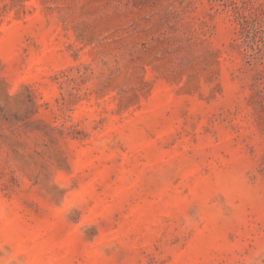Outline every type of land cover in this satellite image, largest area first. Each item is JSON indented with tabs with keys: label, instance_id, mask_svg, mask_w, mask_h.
<instances>
[{
	"label": "rangeland",
	"instance_id": "obj_1",
	"mask_svg": "<svg viewBox=\"0 0 264 264\" xmlns=\"http://www.w3.org/2000/svg\"><path fill=\"white\" fill-rule=\"evenodd\" d=\"M261 3L0 0V252L246 264L264 246V60L235 15Z\"/></svg>",
	"mask_w": 264,
	"mask_h": 264
},
{
	"label": "clouds",
	"instance_id": "obj_2",
	"mask_svg": "<svg viewBox=\"0 0 264 264\" xmlns=\"http://www.w3.org/2000/svg\"><path fill=\"white\" fill-rule=\"evenodd\" d=\"M220 183L223 185L225 193L227 194L231 188L229 179L227 177L222 178ZM74 207V205H69L68 210L70 211ZM4 243L8 244L9 241L5 240ZM22 256L23 260H21ZM261 256H264V246H261L259 250L254 251L247 258L246 264H258ZM0 264H45V261L41 259L39 252L16 246L11 252H0ZM47 264H51V261H48Z\"/></svg>",
	"mask_w": 264,
	"mask_h": 264
},
{
	"label": "trees",
	"instance_id": "obj_3",
	"mask_svg": "<svg viewBox=\"0 0 264 264\" xmlns=\"http://www.w3.org/2000/svg\"><path fill=\"white\" fill-rule=\"evenodd\" d=\"M263 20L264 22V4L261 3L259 7L254 8L248 15L244 13H236L235 15V22L238 26L239 35L242 37L244 35V40L242 41L241 46H247L250 40H255L257 35H261V42L262 46L260 47L259 51H262V58L264 60V31L259 30L260 21ZM252 36V38L250 37Z\"/></svg>",
	"mask_w": 264,
	"mask_h": 264
}]
</instances>
